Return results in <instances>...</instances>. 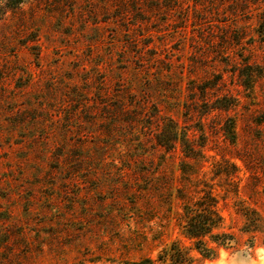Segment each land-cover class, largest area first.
<instances>
[{"label": "rangeland", "instance_id": "rangeland-1", "mask_svg": "<svg viewBox=\"0 0 264 264\" xmlns=\"http://www.w3.org/2000/svg\"><path fill=\"white\" fill-rule=\"evenodd\" d=\"M7 1L0 264L157 260L205 185L235 242L194 264H264V0Z\"/></svg>", "mask_w": 264, "mask_h": 264}, {"label": "trees", "instance_id": "trees-1", "mask_svg": "<svg viewBox=\"0 0 264 264\" xmlns=\"http://www.w3.org/2000/svg\"><path fill=\"white\" fill-rule=\"evenodd\" d=\"M24 2L25 0H8L7 8L15 10ZM246 80L248 81H243V85L246 88H250L252 78L248 77ZM233 106L235 104L230 103L227 99H219L213 104L211 110L228 111ZM171 124V128L164 129L157 135V145L166 152L171 153L176 149L177 143L181 142L184 157L200 161L203 158L202 150L194 151L189 145L188 140L185 137L179 136L175 127L176 125L173 122ZM225 131L231 134V140H234V123L229 131ZM201 148H203V145ZM182 166L184 177L191 176L185 170V165ZM185 180H188V177ZM178 194L183 204L178 227L181 230L182 236L189 241L190 246L184 247L179 241L173 242L169 248L162 251L157 260L144 258L132 264H156L157 262L194 264L197 259L192 253H196L202 263L214 261L218 258L221 248H227L235 242L234 234L225 231L224 218L218 207V198L213 194L211 187L205 185L204 189L201 190L200 197L197 199L186 197L182 191Z\"/></svg>", "mask_w": 264, "mask_h": 264}]
</instances>
